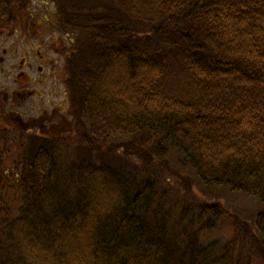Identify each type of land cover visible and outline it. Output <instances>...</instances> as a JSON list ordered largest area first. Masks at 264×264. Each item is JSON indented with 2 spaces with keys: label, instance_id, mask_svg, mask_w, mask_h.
I'll use <instances>...</instances> for the list:
<instances>
[{
  "label": "trees",
  "instance_id": "trees-1",
  "mask_svg": "<svg viewBox=\"0 0 264 264\" xmlns=\"http://www.w3.org/2000/svg\"><path fill=\"white\" fill-rule=\"evenodd\" d=\"M49 2L63 129L26 132L0 98V264H264V0ZM30 3L0 0V31ZM178 159L259 212L164 201Z\"/></svg>",
  "mask_w": 264,
  "mask_h": 264
},
{
  "label": "rangeland",
  "instance_id": "rangeland-1",
  "mask_svg": "<svg viewBox=\"0 0 264 264\" xmlns=\"http://www.w3.org/2000/svg\"><path fill=\"white\" fill-rule=\"evenodd\" d=\"M30 5L35 8L33 11L34 18L45 15L46 11H51V5H46V0H31ZM51 23L52 22L42 21V27H37L35 29V34L37 36L35 37L36 39L33 38L32 40L25 39L18 34L15 35L9 33L5 40L2 41V35H0V57H2V48L6 49V63L4 66L0 65V95L3 96L5 92L9 95L12 90L22 89V86L19 84L21 80H17L15 77H17L16 75L19 72L21 61L26 60L28 64V59L23 58H29V60L35 63L34 50L43 49L44 54L46 55L50 53L51 49H53V40L56 36L51 33V29H48ZM50 58L51 63L44 66L46 68L45 74L40 76L39 81L37 65H40V63L34 65L32 71H27V68L22 70L29 75V78L34 79L33 83L27 85L24 84V89L37 91L40 96V98H31L28 102L22 104L26 106L18 107V105H14L10 108L17 114H21L24 119H28V117L37 118L39 115L37 109L46 108L48 110L51 106H56L63 101H66V97L62 95V90L64 91L62 84H64L63 80H65L64 78L66 75L64 72L66 62L63 59L59 60L53 58V56H50ZM41 66L43 65L41 64ZM2 70L6 72L5 77H2ZM42 111H40V113ZM154 158L158 163L163 160L161 156H155ZM103 159H109L113 165H116L119 162V157L113 152L104 155ZM145 164L148 165V163ZM171 169L172 170H167L168 174L177 177L178 174L176 175V173L179 170V172L181 171V179L176 178L178 183H174L170 180L171 182L168 185L163 178V184L160 188H162L161 198L164 201L169 197L171 202L180 205L186 196L195 200L200 197H203L204 200L217 199L221 205L233 210L234 213L245 220H253L255 215L259 212L257 205L252 200L242 195L230 193L228 190L222 188H208L197 185L198 182L195 176L186 169L180 159L172 163ZM173 192L177 193L179 197H173L171 195Z\"/></svg>",
  "mask_w": 264,
  "mask_h": 264
},
{
  "label": "flooded vegetation",
  "instance_id": "flooded-vegetation-1",
  "mask_svg": "<svg viewBox=\"0 0 264 264\" xmlns=\"http://www.w3.org/2000/svg\"><path fill=\"white\" fill-rule=\"evenodd\" d=\"M50 4L49 0H46V5ZM51 5V4H50ZM52 7V6H51ZM34 7L29 5L28 9H27V15L25 20H22L21 23L17 26V28L22 29L25 28L26 32L23 31H11V32H7L6 30L2 29V31H0V35H2V41L5 40L7 34L9 33H13V34H18L21 35L23 38L25 39H29L32 40L33 38L37 37L35 34V29L37 27H42V21L44 22H48L49 21V11H46L45 15H42L40 17H33V11H34ZM3 18L5 19V15L2 13ZM5 25L2 22V28H5ZM48 29H51L50 26ZM36 39V38H35ZM68 41V42H67ZM54 45L52 46L53 49H51L50 53L48 54H44L43 49H38V50H34V59H35V63H33L31 60H29V58H23V59H28V64L26 60H22L19 66V72L17 73V77H15L17 80H21V82H19V84L22 86L21 90H12L10 91L9 95L5 92L3 94V96L1 95V99H2V112L6 113V114H10V119H12L14 122L17 123V126H19L21 129H23L24 131H36L37 133L40 134H47L50 132H56V131H60L63 129V119H62V114L65 112V101H63L62 103L56 105V106H51L50 109H37L39 112V115L37 118H31L28 117V119H24L23 116H21V114H17L14 110L10 109L12 108L14 105H18V107H23L26 105H22L25 104L26 102H28L31 98H40L39 93L37 91L34 90H27L24 89V84L27 85L29 83H33L34 79L33 78H29V75L26 74L25 72H23L22 70L27 68L26 70L28 71H32L34 65H37L38 63H40V65H37V70H38V81L40 76H43L45 74V65L47 66V64L49 65L51 63V58L50 56H53V58H57L59 60L63 59V53L66 52V49L68 47L69 44V38L67 35H63L61 37H55L54 40ZM6 49L2 48V57H0V65H5L6 63V57H5V52ZM48 56V57H47ZM32 64H31V63ZM41 64L43 66H41ZM53 66V65H52ZM21 69V70H20ZM2 77L6 76V72L4 70H2ZM65 79V78H64ZM64 81V80H63ZM63 88H64V84ZM63 92V96H66V91L64 88ZM43 110V111H42ZM40 111H42L40 113ZM13 116V118H11ZM60 118L62 119L61 124L56 121V118Z\"/></svg>",
  "mask_w": 264,
  "mask_h": 264
}]
</instances>
